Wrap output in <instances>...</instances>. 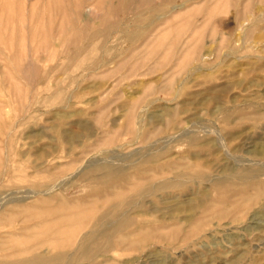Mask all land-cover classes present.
<instances>
[{
	"label": "rangeland",
	"instance_id": "1",
	"mask_svg": "<svg viewBox=\"0 0 264 264\" xmlns=\"http://www.w3.org/2000/svg\"><path fill=\"white\" fill-rule=\"evenodd\" d=\"M106 1L0 0V206L27 190L7 183L28 170L48 169L80 197L83 169L105 153L156 151L153 166L194 161L217 178L264 166L254 154L264 146V0H141L124 13ZM261 207L93 264H264V233L244 230Z\"/></svg>",
	"mask_w": 264,
	"mask_h": 264
},
{
	"label": "bare ground",
	"instance_id": "2",
	"mask_svg": "<svg viewBox=\"0 0 264 264\" xmlns=\"http://www.w3.org/2000/svg\"><path fill=\"white\" fill-rule=\"evenodd\" d=\"M147 4L141 0H121L111 10L124 13ZM110 5L99 4L97 8ZM138 105L133 103L124 116L129 130ZM165 117L164 114L159 118L166 120ZM261 118L258 115L257 120ZM141 135L145 140L149 138L148 134ZM77 138L78 135H72L69 140ZM190 138L196 140L194 136ZM254 154L264 160V146ZM159 156L160 152L143 149L127 157L105 153L92 158L80 175V197L67 195L72 188L70 183L49 175L48 169L33 176L24 169L27 172L19 173L15 182L7 184L29 183L30 188L0 206L4 212L0 224L13 226L0 235V264H93L99 258H108V253L117 247L140 249L154 240L174 246L180 234H184L185 240L197 235L201 223L223 221L258 203L262 204L261 209L244 230L253 228L264 233L263 164L256 169L234 165L217 178L194 161L153 166ZM136 168L139 169L133 172ZM41 175L47 176L48 181L38 184L35 178ZM161 177L165 179L160 180ZM204 182L211 184L201 188ZM233 223L239 222H228Z\"/></svg>",
	"mask_w": 264,
	"mask_h": 264
}]
</instances>
